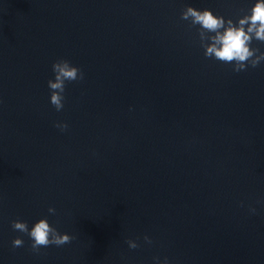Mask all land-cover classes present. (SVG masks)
<instances>
[{"label":"clouds","instance_id":"clouds-1","mask_svg":"<svg viewBox=\"0 0 264 264\" xmlns=\"http://www.w3.org/2000/svg\"><path fill=\"white\" fill-rule=\"evenodd\" d=\"M180 19L190 21V25L193 27L199 26V39L206 58L232 64L233 71L237 73L247 70L249 65L256 68L264 61V52H261L259 48L252 47L253 40L264 43V0H255L248 13L236 22L231 18L225 19L224 16L216 15L210 9L198 10L192 6H185ZM52 71L54 79H49L47 82L50 89V103L57 111H61L64 107L66 82L82 81L84 73L79 67L63 58L53 62ZM54 126L61 131L68 128L67 123L57 122ZM252 211L254 212L255 209ZM48 212L54 215L56 209L49 207ZM12 228L27 234L32 241V250L37 253L40 248L50 245L63 246L74 239L67 233L58 232L47 218L39 219L31 229L26 221L17 219L12 221ZM144 240L149 244L152 243L148 236H145ZM126 242L131 249L139 247L135 240L129 239ZM23 244L24 241L19 237L12 241L14 248L22 247ZM154 260L156 264H168L167 258L163 262H160L159 257Z\"/></svg>","mask_w":264,"mask_h":264}]
</instances>
